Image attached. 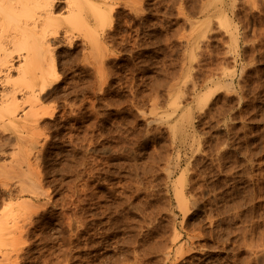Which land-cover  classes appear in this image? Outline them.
Masks as SVG:
<instances>
[{"label": "rangeland", "instance_id": "374dc122", "mask_svg": "<svg viewBox=\"0 0 264 264\" xmlns=\"http://www.w3.org/2000/svg\"><path fill=\"white\" fill-rule=\"evenodd\" d=\"M112 8L97 52L62 48L36 194L0 186V264L15 243L22 264H264V0ZM27 199L42 207L20 241Z\"/></svg>", "mask_w": 264, "mask_h": 264}, {"label": "bare ground", "instance_id": "6f19581e", "mask_svg": "<svg viewBox=\"0 0 264 264\" xmlns=\"http://www.w3.org/2000/svg\"><path fill=\"white\" fill-rule=\"evenodd\" d=\"M114 2L115 0H0V135L12 134L15 137L17 144V151L15 150V152L13 151V153L11 152L9 154L5 146L7 144L6 142L9 143V141L4 140L6 142L2 143L4 142L3 138L0 140V186L5 187V190L11 191L13 188L10 189V181H13L14 178L19 179L18 183L16 182L17 180L15 181L18 185H16L17 188L19 187L18 194L16 193V196L19 198L25 194H36V188L40 186L37 185L42 179V173L39 176V167L37 168L38 170L36 169L37 166L34 167V165L37 164L34 162L33 165V161L31 162V154L33 148L36 147L34 144H37V147L38 145L40 146L37 139L43 136L45 132L49 131H46V128H41L43 125L42 122H45L46 119H52L54 121L57 118L59 109L56 102L58 99L54 96L55 91L53 88L60 78L59 67L60 65L63 66V63L61 64L62 48L70 47L76 43V40L78 41L81 39L84 40L85 44L89 43L91 45L90 47L94 49L93 52L97 48H100L98 47L100 45V37L104 34L102 33L100 36V31H104L103 29L106 26V23L111 22V13L113 10L112 5ZM92 11L94 12V15L90 14ZM86 58L83 60L90 62V60ZM92 59L94 60V58ZM64 60H66L67 63L69 61L67 59ZM95 64L97 70L98 62ZM100 68L101 67L99 66V70ZM99 70H97L98 73ZM98 76V78H104V75L103 77L102 75ZM61 79L62 78H60V81H62ZM86 81H89V79ZM48 100H52V104H46L48 103ZM47 139H45L46 142ZM42 143L44 142H41V147L42 145L44 147V144ZM8 147L9 146H7V148ZM38 148L40 149V147ZM13 149L14 148H12V150ZM40 151L38 150V152ZM35 153L33 155H37ZM42 153H39V155ZM8 158H10V162H7ZM36 161L38 160L36 159ZM39 165L41 166V164ZM24 166H27L28 168L27 174L22 171H18ZM27 183L29 185H26ZM41 183L43 182H40V184ZM180 187L181 185L179 186V189ZM42 191L44 192V190ZM179 192L180 191L176 193V196H181V198H183L182 193L179 194ZM13 193L15 194V190ZM11 194L9 193L10 200L12 199ZM181 198H179V201H183ZM4 199H6V197L1 200L4 201ZM0 203L3 204V202ZM31 203L33 204L31 199H27L26 202L17 203L20 204L18 207L24 206V208L21 207V209H19L22 210L19 211L20 214L18 213L19 217L17 219L19 220L16 221L14 217V223L16 222L17 237H19L20 241V238L25 235L24 233H29L28 229L35 222L33 214L35 216V214L40 211L39 209L36 212L33 210L29 211L28 208L33 209L32 207L35 206L34 204H38V206H36L40 207L39 202L34 203L32 207L30 205ZM10 204L11 203L6 205L7 208ZM12 204L14 203L12 202ZM3 205L5 208V204ZM25 205H29V207H26ZM4 208H2V211L5 210ZM7 212L9 213V211ZM14 212L15 211H13V213ZM13 213H9L10 215L8 218H5V216L0 217V246L2 248L3 242L1 240L4 236L3 231L5 230L6 223L10 220L9 217L12 218L11 215ZM3 219L9 220L5 222ZM27 224L29 227H26ZM14 238H16V236H13V240ZM23 242L26 241L24 240ZM18 243L20 242L18 241ZM15 245L17 244H14L15 254L14 251H12L14 257L10 254L8 260L12 257V260L14 259V263L19 264L21 261L19 260V251L22 250V253L24 251L22 248L25 247L26 244L25 246L23 244V247L20 250H18ZM6 254H8V252H6ZM13 261L11 262L12 264H14Z\"/></svg>", "mask_w": 264, "mask_h": 264}]
</instances>
